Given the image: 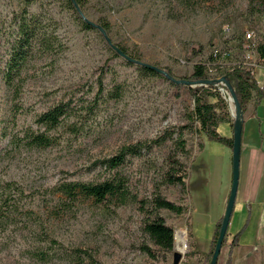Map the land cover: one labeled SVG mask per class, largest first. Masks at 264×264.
Returning a JSON list of instances; mask_svg holds the SVG:
<instances>
[{"label": "rangeland", "instance_id": "obj_1", "mask_svg": "<svg viewBox=\"0 0 264 264\" xmlns=\"http://www.w3.org/2000/svg\"><path fill=\"white\" fill-rule=\"evenodd\" d=\"M257 2L89 0L73 11L60 0H36L30 6L24 0H0V184L14 181L21 186L27 208L32 209L17 214L13 223L0 229V264H161L140 249L150 241L137 204L114 207L82 200L57 217L49 206L55 198L54 187L62 181H102L117 174L128 180L139 198H151L170 167L169 157L186 161L179 144L182 132L190 154L189 213L164 215L175 227V250L177 233L185 234L187 249L180 264H205L215 225L226 212L233 153L230 147L207 140L202 132L199 137L205 147L197 153L195 129L200 124L191 121L194 99L189 91L197 84L173 81L166 70L183 77L193 72L195 64H206L211 82L203 84L221 88L225 86L218 81L222 71L244 63L254 65L264 85V65L256 62L255 54L257 44L264 40V13L258 12ZM25 9L39 15L43 31L54 34L56 44L44 54L35 48L23 81L17 80L22 83L17 91L5 83L4 75ZM78 17L93 22L96 29H82ZM102 18L111 23L108 33L100 30ZM117 43L137 49L142 63L164 72L143 74L139 62L118 52ZM194 44L203 46L201 53L191 54ZM118 85L122 95L109 97L108 92ZM61 100H72L78 116L49 132L58 138L57 144L48 148L29 145L26 134L44 130L39 115ZM89 105L93 111L87 109ZM229 107L228 103L235 121ZM256 115L264 124V103ZM242 118L246 132L249 128L264 131L258 128L252 105L242 111ZM72 122L81 125L80 133L70 132ZM138 142L148 146L141 155L128 156L119 168L108 171L99 162ZM167 193L173 198L177 191L172 188ZM260 239L259 250L249 251L245 244L237 247L232 264H264V238ZM192 241L198 254L186 257ZM168 256L167 264H173V253ZM227 257L228 244L218 264H225Z\"/></svg>", "mask_w": 264, "mask_h": 264}, {"label": "trees", "instance_id": "obj_2", "mask_svg": "<svg viewBox=\"0 0 264 264\" xmlns=\"http://www.w3.org/2000/svg\"><path fill=\"white\" fill-rule=\"evenodd\" d=\"M28 6L32 5L36 0H24ZM64 8L75 10L78 7H84L89 0H60ZM183 4H187L192 0H176ZM256 3L258 12L264 13V0ZM79 25L84 30H95L96 25L93 22L86 21L80 17ZM42 20L39 15L29 13L26 9L22 15L19 25V37L13 48L12 56L5 67L4 81L7 85L13 86L15 90L21 89L23 75L29 58L34 53L35 48L39 52L49 53L55 49L54 34H47L43 31ZM100 28L108 33L111 31V23L102 18L99 21ZM118 52L131 61L140 63L139 71L148 76H158V67L155 65H144L141 62V54L137 49H130L122 44L115 45ZM201 44H194L190 50L192 55L202 52ZM256 62L264 65V40L259 41L255 48ZM118 55V54H117ZM214 61V56H211ZM166 73L176 82L192 81L197 85L189 87V91L194 99V109L191 114V121H198L199 129H195L198 134L197 153L205 147V141L199 137L202 132L207 140L217 141L223 145L233 148V137L222 135L218 128L221 123H231L234 127V121L231 120L228 103L220 91V86L215 83L210 85L203 84L207 80H211L208 67L206 64H195L193 72L189 76L178 77L170 68ZM222 77L231 83L235 90L242 111L245 112L249 105H252V113L256 114L258 106L264 99V85L260 84L255 72L254 65L239 63L229 69L222 71ZM227 89L226 86H223ZM228 90V89H227ZM101 93V92H100ZM122 95L121 86H117L108 92V96L118 98ZM99 98L96 96V98ZM84 109V108H82ZM87 109L93 111L92 105ZM78 112L72 107V100H61L53 107L41 113L38 117V123L44 127V130L30 131L26 134L29 145L39 148H48L58 143V138L49 132L61 126L62 122L69 117H77ZM68 129L74 134L81 132V125L77 122L68 124ZM191 133H194L191 131ZM244 133V131H243ZM182 132L179 144L184 152L186 161L181 160L177 156L169 157V169L164 172L160 183L158 184L151 198H139L128 184V180L117 174L112 175L102 181H81V180H65L58 183L53 194L55 198L50 204V213L53 216H61L64 213L74 209L76 204L82 200H93L96 203H110L114 207H121L127 204L135 203L138 205L141 213L144 214V231L149 237L150 243H143L140 249L154 261H161V264L169 262V254L174 252L175 248V227L173 223L164 215V212L174 214L176 217H185L189 213V178L190 167L188 163L189 152L187 149V140L183 138ZM148 146L147 142H138L124 146L121 150L110 157L104 158L99 162L106 170L112 171L119 168L125 163L128 156H139L144 148ZM162 187L164 190H162ZM175 189L177 193L172 198L167 191ZM24 189L14 181H7L0 184V229L6 227L16 220V215L24 211L28 212L32 209L27 208L28 201ZM234 213V212H233ZM223 217L219 218L215 225L212 236L211 248L205 258V264H210V260L214 253L216 243L220 234ZM246 225L235 235L230 236L229 232L223 240V246L228 244V257L225 264H232L233 253L235 248L240 244V239L246 229ZM188 231L192 235V223L188 220ZM191 249L186 253V257H194L198 254V250L192 241Z\"/></svg>", "mask_w": 264, "mask_h": 264}, {"label": "crops", "instance_id": "obj_3", "mask_svg": "<svg viewBox=\"0 0 264 264\" xmlns=\"http://www.w3.org/2000/svg\"><path fill=\"white\" fill-rule=\"evenodd\" d=\"M262 103L264 99L258 110ZM253 115L258 121V128L264 129L261 117ZM218 130L224 136L233 137L234 130L231 123H221ZM230 151L233 153L232 148ZM225 201H228V197ZM245 224H247L246 229L237 247L245 244L249 251L252 248L259 250L258 240L264 238V131H253L250 128L243 133L240 182L234 215L229 225L230 236L235 235Z\"/></svg>", "mask_w": 264, "mask_h": 264}, {"label": "water", "instance_id": "obj_4", "mask_svg": "<svg viewBox=\"0 0 264 264\" xmlns=\"http://www.w3.org/2000/svg\"><path fill=\"white\" fill-rule=\"evenodd\" d=\"M79 8V7H78ZM100 30L104 32L101 28ZM116 48V47H115ZM144 64V63H142ZM147 65V64H144ZM159 72H164L163 69L157 68ZM219 82L224 83V85L227 87L228 91L231 94V100L234 102L236 114L234 115L231 111V102L230 100L225 96V91H227L224 87L220 88L221 93L223 94L224 98L227 100V102L230 104V112L232 116L235 118L234 121V134H233V155H232V161H233V180H232V188L230 191V195L227 202L226 212L223 217V222L220 230V234L216 243V247L214 250V253L212 255L210 264H218V260L220 257V254L222 252L223 248V240L226 236V234L229 231V225L230 221L235 209L236 199H237V193L239 188V182H240V170H241V154H242V142H243V131H244V121L242 118V108L241 104L239 102L238 96L233 89L231 83L226 79V77H222L218 80ZM185 82H192V81H185ZM207 83H210L211 80L205 81ZM195 83V82H194ZM183 257V253L179 250H175L173 252V264H180V261Z\"/></svg>", "mask_w": 264, "mask_h": 264}, {"label": "bare ground", "instance_id": "obj_5", "mask_svg": "<svg viewBox=\"0 0 264 264\" xmlns=\"http://www.w3.org/2000/svg\"><path fill=\"white\" fill-rule=\"evenodd\" d=\"M225 96L230 100L231 102V111L232 113L235 115L236 114V109H235V105L232 104V100L231 97L229 95V93L227 91H225ZM176 249L183 252L187 249V245H186V238H185V234L183 233H177L176 235Z\"/></svg>", "mask_w": 264, "mask_h": 264}]
</instances>
